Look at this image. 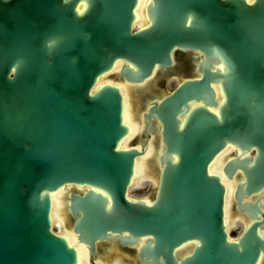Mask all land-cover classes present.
Returning <instances> with one entry per match:
<instances>
[{
    "label": "water",
    "instance_id": "water-1",
    "mask_svg": "<svg viewBox=\"0 0 264 264\" xmlns=\"http://www.w3.org/2000/svg\"><path fill=\"white\" fill-rule=\"evenodd\" d=\"M138 1L0 0V264H78L50 218L66 186L83 187L65 211L91 257L104 242L135 247L134 264L264 256V0H148L135 27ZM177 50L197 52V72L153 91ZM123 81L152 133L148 202L127 195L144 146H119ZM229 145L221 170L243 224L231 238L209 171Z\"/></svg>",
    "mask_w": 264,
    "mask_h": 264
},
{
    "label": "flooded vegetation",
    "instance_id": "flooded-vegetation-1",
    "mask_svg": "<svg viewBox=\"0 0 264 264\" xmlns=\"http://www.w3.org/2000/svg\"><path fill=\"white\" fill-rule=\"evenodd\" d=\"M194 53H197V52H194V51H191V50H186V51H176L175 53H174V64L170 67V68H168L167 70H162V69H160V70H158V73L156 74V80L157 79H159V78H177V80L178 81H180L182 78L181 77H183V76H186V77H188V76H192V75H194L196 72H197V65L195 64V58L193 57V55H194ZM185 65V66H187V68H185L184 69V71L183 72H181V73H178V72H176L175 70L177 69V67L179 66V65ZM176 74H177V76H176ZM155 80V81H156ZM160 89L158 88V87H156L155 86V83H154V85H153V91H159ZM130 105H129V109H131L132 110V119H131V123H133V126H134V129H135V133L133 134V136H132V138H130L125 144H123V145H130V146H136L139 142H142L141 143V145L143 144V146L145 145V147H144V150L146 149V151H145V154H146V157L145 158H140V159H144V163H145V160L151 155V151H152V148H153V143H152V140L149 138V136L151 137L152 136V133H151V130H150V128H148L147 127V125L146 124H143L142 122H140V121H138L139 122V124H137V121H136V119H137V114H136V118H135V113H133L134 112V110H133V103H132V99H131V96H130ZM132 107V108H131ZM135 107H136V105H135ZM140 123H141V126H138V125H140ZM146 133H148V136L146 135ZM148 139H149V141H148ZM147 142V143H146ZM146 143V144H145ZM139 147V146H138ZM227 147H229L230 148V151H232V148L230 147V146H227ZM226 147V148H227ZM230 151H228L227 152V154H229V152ZM227 154H225L222 158H221V160H219L217 163L215 162V161H213L212 163H211V165H210V167H209V171H210V169H211V171L210 172H213V173H217V174H219V175H221V177H223L222 178V181H223V183L225 184V186H226V188H227V185H226V181H227V183L229 184V185H231V187H232V190H231V193H230V196H228V194H226V192H225V205H224V210H225V222H226V225H227V231H228V234H229V236H230V238L231 237H234V236H231L230 235V225L237 219V218H235V213H234V211H233V207H234V200H233V181H231V180H228V178H226V176H224V173H223V171L221 170V168H222V162H223V160H224V158L227 156ZM140 159H138V160H140ZM137 160V161H138ZM136 161V162H137ZM216 167V168H215ZM148 170V169H147ZM140 176V178H144L145 176H147V171H146V165H145V171H144V173L142 174V175H139ZM138 176V177H139ZM137 177V178H138ZM136 178V179H137ZM135 179V180H136ZM134 180V181H135ZM140 180V179H139ZM153 180V179H152ZM134 181L132 182L131 181V186H132V184L134 183ZM136 181H138V180H136ZM135 181V182H136ZM153 183H154V185H155V182H154V180H153ZM77 189H79V188H77ZM128 197H132L131 195H129V190H128ZM143 199H146L147 200V198H144L143 197ZM226 201H227V203H226ZM240 222V221H239ZM241 224H242V222H240ZM242 227H243V224H242ZM79 243V242H78ZM104 245H109L108 247L109 248H107V250L104 252V253H102L101 252V250L100 251H98V257L100 256V257H102V258H104L103 257V255L106 253V252H108L109 250H112V249H110V248H113L114 250V252H113V254L114 255H117V254H120L121 256H123V257H126V258H128V259H130V258H133V256H135L136 254V251H137V249L135 248V247H130V248H128V249H126V250H122V249H118V245H117V243H115V242H104ZM86 247V246H85ZM86 249H87V247H86ZM186 250V248H184L182 251H185ZM111 252V251H110ZM87 254L89 255V253H88V249H87ZM112 254V255H113ZM91 256H89V258H90ZM181 257H182V255H181ZM91 258H94V257H91ZM96 258V257H95ZM101 259V258H100ZM180 260L181 259H183V258H179ZM109 264H120L119 263V261L118 260H116V261H112V262H110ZM258 264H264V256H261V259H260V261H259V263Z\"/></svg>",
    "mask_w": 264,
    "mask_h": 264
},
{
    "label": "bare ground",
    "instance_id": "bare-ground-1",
    "mask_svg": "<svg viewBox=\"0 0 264 264\" xmlns=\"http://www.w3.org/2000/svg\"><path fill=\"white\" fill-rule=\"evenodd\" d=\"M148 0H139L138 3H137V6L135 7V14H136V18L134 20V26L137 25V26H141L145 20V14H144V7L146 5V2ZM142 10V11H141ZM141 13V15H140ZM142 20V22H140ZM140 23V24H138ZM135 26V27H137ZM121 65V62H116L113 66V71L117 72L119 67ZM106 78H109V76H105L103 77L101 80H99V82L97 83L96 87L101 85L102 83L104 82H110V83H113L111 80H106ZM105 79V80H104ZM119 88L120 90L122 91V95H123V111H122V114H123V122L128 126L129 130L127 132V135L121 140L119 146L120 147H125L127 146L126 145H123L125 144L130 138H132L133 134L135 133V129H134V126H133V123H131V119H132V110L129 109V105H128V100L126 99L125 97V94H124V88L126 90V94L128 95V97L130 98L131 96V93L129 92V87L128 85L123 81V82H118V83H115ZM121 84V85H119ZM131 99H132V103H133V110L135 113V118H136V111H135V101H133V98L131 96ZM137 121V124H139L138 120L136 119ZM138 126H141V123L140 125ZM230 146V145H229ZM138 147V146H137ZM232 148V150L234 149L233 146H230ZM139 148V147H138ZM144 150V148H143ZM145 151L146 149L143 151V154L138 157L136 159V161L140 158H145L146 157V154H145ZM230 151V148L227 147L225 148L218 156L215 157V159L213 161H215L216 163L221 160V158L227 154V152ZM153 152V148H152V151H151V154ZM231 152V151H230ZM229 152V154H230ZM227 154V156L229 155ZM151 156V155H150ZM150 156L145 160V163H144V159H140L138 160L137 162L135 161V166H134V174H133V177L131 179V181L133 182L139 175H142L145 171V165H146V171H148V167H149V161L148 159L150 158ZM226 156V157H227ZM225 157V158H226ZM224 158V159H225ZM212 161V162H213ZM211 162V163H212ZM223 163V162H222ZM211 165V164H210ZM209 165V167H210ZM216 168V167H215ZM211 171V169H210ZM217 174V173H216ZM225 176V174H224ZM221 177V175H220ZM223 177H221V180H222ZM227 178V177H226ZM153 179V178H152ZM230 180V179H228ZM233 181V180H231ZM155 182V181H154ZM223 182V181H222ZM226 185H227V188H226V194H228V196H230V193H231V190H232V187L231 185H229L226 181ZM70 186H66V187H62L60 188L59 190H57L56 192H53L50 194V199H51V209H50V218H51V221H52V226L54 225L55 223V214H58L60 216H62L64 218V220L66 221V211H65V194L67 192V189L69 188ZM76 189L79 188L78 190H83V187L81 186H77L75 187ZM233 190H234V181H233ZM62 192V194H61ZM146 202H148V198L147 200L144 199ZM227 203V201H226ZM59 234H62L66 239L67 241L69 242L70 245H72L73 247L76 248L77 250V254H78V264H91L90 263V258L87 254V249H86V245L80 243L77 239V236L76 234L73 233V231L71 229H68L65 231V232H57ZM79 242V243H78ZM86 246V247H85ZM89 253V252H88ZM110 262H108L107 260L105 259H100L98 260V264H109Z\"/></svg>",
    "mask_w": 264,
    "mask_h": 264
},
{
    "label": "rangeland",
    "instance_id": "rangeland-1",
    "mask_svg": "<svg viewBox=\"0 0 264 264\" xmlns=\"http://www.w3.org/2000/svg\"><path fill=\"white\" fill-rule=\"evenodd\" d=\"M140 15H141V13H140ZM140 22H142V20ZM138 24H140V23H138ZM135 26H137V25H135ZM185 68H187V66L181 64L177 67V69L175 71L178 73H181L184 71ZM176 76H177V74H176ZM111 79H113V78H111V77L106 78V80H111ZM177 82H178L177 78H159L155 81V86L158 87L159 89L164 90V91H170L176 85ZM116 83H118V82H116ZM119 85H121V84H119ZM124 94H125L126 99L128 100V105H130V99H129L128 95L126 94L125 88H124ZM148 141H149V139H148ZM141 143L142 142H139L137 145L139 146ZM144 147H145V145H144ZM136 180H138V181H136ZM136 180H135L136 182L134 181L132 186H130V188H129V195H131L132 197L149 198V196L152 194V192L155 189V185L153 183L154 179L152 180L151 174L148 173V171H147V176H145L144 178H140V176H139ZM72 188H75V187L71 186L67 189V191L72 189ZM61 194H62V192H61ZM54 217H55V223L53 225V229L56 232H65L67 230V228L70 229L68 226V223H67V219L65 221L64 218L58 214H55ZM235 218H237V216ZM241 230H242V224L237 220H235L230 225V235L231 236H234V237L237 236ZM113 248H110L112 250H109L108 252H106L103 255L104 258H102V257L91 258L90 257V263L91 264H98V260H100V258H102V259L107 260L108 262L118 260L120 264H134L130 259L123 257L120 254L114 255L113 254V252H114Z\"/></svg>",
    "mask_w": 264,
    "mask_h": 264
}]
</instances>
